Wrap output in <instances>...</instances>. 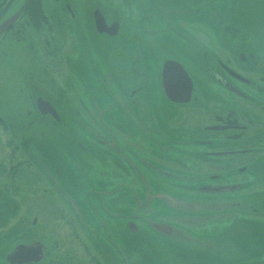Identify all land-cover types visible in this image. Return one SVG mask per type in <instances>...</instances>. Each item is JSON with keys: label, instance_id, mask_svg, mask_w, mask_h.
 Instances as JSON below:
<instances>
[{"label": "rangeland", "instance_id": "obj_1", "mask_svg": "<svg viewBox=\"0 0 264 264\" xmlns=\"http://www.w3.org/2000/svg\"><path fill=\"white\" fill-rule=\"evenodd\" d=\"M10 1L6 3L4 0L0 10L2 6L6 8ZM25 1L16 0L8 13L16 12ZM41 1L46 17L52 18V26H54L52 33L55 35L54 40L59 45L63 44L65 37L70 38L71 33L77 37L86 32L90 34L92 29H94L92 23L93 14L91 13L96 5H99L102 12L104 10L107 20L118 21L121 25L118 37H106L104 35L102 37L100 36L101 33H98L95 37L90 36L94 38L92 44L96 46L94 56L100 64L104 65L105 70L108 69L109 64H114L113 60H116V65H119V71L118 76L115 74L116 77H112L114 90L127 91L143 86L141 99L144 100L146 96L147 99L151 100V102L147 101L146 103L147 111L152 116L156 115L160 118L150 124L153 130L150 132L148 141L145 144H140L139 141H136L134 142L136 149H132V151L142 155L133 156V162L143 167L145 163L142 160H147V173H145L143 183L139 184L137 182L136 186H132L126 181L124 194H127V196L123 195L114 199L96 194V190L89 183L85 193L87 194V201L91 205H95L97 210L87 207L84 210L71 211L77 224L81 226L83 234L79 232L77 227L66 226L68 223L64 222L63 219L68 215L62 211L61 205L57 200L44 191L45 189L41 187L36 192L39 196L35 199L33 197L34 192H31L32 188H27V186H31V183L24 180L23 183L27 185L21 188V194L24 195V203H20V196H13V209L7 211L4 218L0 216V264H7L5 256L15 244L14 240L10 241L12 237L8 234L12 229L16 228H20L24 233L20 235V238L29 235L26 241L41 240L46 246L47 257L55 260L56 264H84L85 261L86 264H92L89 262L88 257L90 254L88 255V253L86 256L84 255V260H81L83 263L80 261L83 250L76 237L74 238V236L79 234L82 235L83 240L87 241L88 252H91L92 256L97 258V260L104 259L103 262L100 261L103 264H108V260H105L107 254L109 255L110 263L196 264L192 249L194 243L197 242L210 245L209 250L214 254L216 264H264V205L262 203V200H264V178H262L263 181L259 185V179L254 180L253 177L248 179L247 185L241 193L228 192V194L226 193V195L224 194V196L219 198L201 193L202 195L196 197L199 200V204L204 205V208L197 211L203 212L202 214H214L213 217L208 218L212 223L216 221L219 226L226 224L222 227H214L212 232L208 229L206 232L195 231L192 226H189V223H182L183 225L170 223L175 228L177 235L170 237L173 242H167L164 240L166 239L165 237L151 228V216L146 215L149 208L155 207L157 209L155 210L156 212H160L162 216L169 217L167 211L165 212L159 205L155 206V202H153L154 193L157 198H160L161 194L153 192L156 191L155 180L157 178H152L151 175L159 177L162 172L178 174L170 164L175 160H187L185 153L180 152L182 145L176 152L177 147L170 145V141L177 136L174 135L171 138L161 137L160 139L163 142H157L158 136L155 135L157 128L167 126L168 131L174 134L171 127L181 124L180 121L189 124L208 121L200 115L194 114L177 116L183 107L165 99L160 85V77L157 76L160 66H162L163 59L165 60L169 56L173 57V59L181 60L193 78L195 86L198 87L202 84V81L207 79V70L215 67L212 64H202L201 59L198 58L200 57L198 50L203 44L200 42L194 45L185 39L183 41L177 40L176 42L175 37L177 32L183 31L186 34H190L191 31L194 32L196 30L205 35L210 34L212 37L211 33L214 32V29L209 22L208 12L212 10L213 2L220 7V9H214L216 13H220L221 17L224 18V16H227L231 0ZM67 4L71 5L74 10V19L66 11ZM236 11L241 21L240 27L246 35V44L244 46L248 52L256 54V60H258V63L262 62L264 67V0H239ZM48 20L51 22L50 19ZM30 24L29 20L24 17L18 24L19 30L16 34H13L12 40L9 39L10 36H7V38L0 41V122L8 129H14L15 127L25 128L29 122L40 123L39 125L44 126L54 125L49 117L38 116L32 110L33 104L36 105L34 101L38 96H44L54 104L62 120L54 126H36L39 134L38 140L42 144L38 150V164L39 167L41 166L42 175L47 177L51 185H49L50 188L52 190L55 189V193L63 198L62 189H57L61 185V175L51 174L48 171L49 167L57 166L59 163H53L51 159L47 158L53 154L52 150H56V153L66 154L67 144L70 140H81L67 136V132L62 125L75 122L79 128L83 129L87 133V143L83 142V145L84 148L87 147L88 160L98 159L99 148L96 147L97 142L103 143L102 141H106L102 145L112 149V147H115L113 145L121 143V140L120 138L115 139L111 131H107L106 136L103 138L98 136L95 131L96 128L88 123L97 122L96 112L99 111L98 107L101 102L107 101L105 97H109L112 106L115 109L120 108L121 111H123V104L126 101L130 103L131 98L126 93L114 94L111 84L102 81L103 91L96 97L99 105L92 94H83V97L87 99L88 116L87 119L85 118L87 123L83 121L87 127L78 119L72 120L71 116L67 114L69 111L68 102L71 97L65 93V85L66 87L69 85L73 86L74 83L65 82L63 73L58 74L56 71L46 70L52 68L46 63L45 52L43 51L45 48L41 44L42 41L29 29ZM42 29L43 34L48 35V26L42 25ZM165 33L172 37L171 40L167 41L163 37ZM21 34L23 35L21 36ZM204 41L208 43L209 39ZM230 43L231 49L229 48V42H227V48L232 53L230 54L228 51L225 53L232 59L236 55V48L235 42L231 41ZM68 44H70V41H68ZM186 47H194L189 49V53L191 55L193 53L198 58L197 61L190 60L187 62L184 60L181 49ZM99 48L104 49L106 52L107 55L104 58L100 57L101 51H99ZM247 48L252 49L249 50ZM115 49H118V52H120L119 49H122L121 55L117 54ZM75 51L80 58L78 64L80 67L75 68L71 65V74L72 77L78 76L81 79L80 74H85L83 66L87 64L86 60L90 58L89 50L87 45L86 48L80 45V48L76 46ZM144 56L146 61H144ZM100 58L103 63H101ZM133 60L135 61L132 62ZM233 61L237 69H245L236 59H233ZM55 68H61L59 72H63L64 69L60 66ZM110 70L113 71V69ZM109 74L111 73L109 72ZM132 81L135 87L131 86ZM75 90H83V87L76 84ZM155 105H161L160 110L155 108ZM194 106L195 103H190L185 107L192 110ZM89 108L91 109L89 110ZM28 111L32 112V114L30 115ZM258 113H260L259 110ZM107 116L108 113H106L105 122H108ZM115 120L121 122L119 119ZM159 122L164 124V126ZM8 138L9 136L5 137L0 129V153L1 158L5 159V161H7L10 154V149L9 147L6 148L5 144ZM97 146L99 145L97 144ZM140 146H142V149ZM180 154H183V156ZM193 166L190 167L192 170L200 169L195 164ZM260 169L264 171V162L261 163ZM158 172L160 174H155ZM28 177L30 178V176ZM91 179L93 180L90 175L88 180L92 181ZM140 179L142 180L141 177ZM5 185L9 186V183H6L3 177H0V191ZM164 186L167 188L171 187L170 184ZM187 193V191H183L181 194L185 202L191 200V198L187 197ZM47 199L52 200L54 204H51L50 201L48 203ZM161 200L160 202L168 206L171 205L169 199L161 198ZM106 207L112 211L110 216ZM184 212H186L185 209ZM132 216L134 218L136 216L140 217V220H134L138 226L137 232L130 228L131 223H129V220L132 219ZM183 217L188 216L184 214ZM27 219L30 220L29 226H26ZM32 219L37 220L36 226L31 225ZM96 219L97 223H95ZM82 220H86V222ZM99 221H103L104 226ZM206 224L209 223L204 225ZM96 226H99L100 229L103 228L104 235L100 239L99 244H92L90 236H95ZM198 235H206V237L203 240L197 237ZM15 238H19V236L16 235ZM100 262L96 264H101ZM40 264H43V262ZM198 264L201 263L198 261Z\"/></svg>", "mask_w": 264, "mask_h": 264}, {"label": "flooded vegetation", "instance_id": "obj_2", "mask_svg": "<svg viewBox=\"0 0 264 264\" xmlns=\"http://www.w3.org/2000/svg\"><path fill=\"white\" fill-rule=\"evenodd\" d=\"M7 1L10 0H5L6 3ZM29 1L30 0H26L16 12L11 14L8 13V9V11L6 10L7 7L5 8L2 6L0 10V29L4 23L14 17L23 6L26 7ZM238 2L239 0H231L227 16H224V18L221 17L220 13H216L214 9H220V7L213 2L212 10L208 12L209 22L214 29V32L211 33L213 35L212 37L210 34L205 35L198 30L194 32L191 31L190 34H186L183 31L177 32L175 37L176 42L177 40L183 41L184 39L194 45L201 42L203 46L201 45L198 50L200 52V57L198 58L201 59V63L204 65L212 64L215 66L214 68L207 70V79L202 81V84L198 87L195 86L193 78L188 73L194 86L190 102L181 104L168 99L162 84V68L164 62L168 59L177 61L187 71L185 64L181 60L173 59L171 56L165 58V60L163 59L162 66H160L159 74L157 75L160 77V85L163 89L162 93L164 94L165 99L173 104L183 107V109L178 112L177 116L194 114L200 115L205 120H208L196 124H189L180 121L181 124L171 127L172 133L174 134H171L168 131L167 126L164 128H157L155 133V135L158 136L157 142L159 143L163 142L160 139L161 137L171 138L174 135L177 136L175 137L176 139L174 138L170 141V145H175L177 147L175 152L182 145L180 152L185 153V157L187 158L186 161L175 160L170 164L175 168L174 170H176L178 174L174 175L170 172H162L159 177L151 175L152 178H157L155 180L156 191L153 192H159L161 194L160 198H157L154 196V193L153 202H155V206L159 205L160 208L165 210V212L167 211L169 217L162 216L160 212H156L155 210L157 209L155 207L149 208L148 214L146 215L151 216V228L165 237L166 239H162L167 242H173L170 237L177 235L175 228L170 223H189V226H192V228L198 232H206L207 229L212 232L214 227H222L226 225L223 224L222 226H219L216 224V221L213 223L210 222V219L208 218L213 217L214 214H202L203 212L197 211L204 208L203 204H199V200L196 198L197 196L204 194L219 198L224 196V194L226 195V193L228 194V192L241 193L247 185L248 179H251L252 177L254 180L259 179V185V183L263 181L262 178H264V171H261L260 169L261 163L264 162V67L262 62L258 63V60H256V54L248 52L244 46V44H246V35L240 27L241 21L236 11ZM1 5L2 3L0 6ZM10 8H12V6ZM97 10L102 11L99 5H96L91 13L93 14L92 23L94 29H92L90 34L86 32L85 34H80V37H77L75 34L71 33L70 38L65 37L63 39L62 45H59V43L54 40L55 35L52 33V31H54L52 18H47L44 13L47 22L44 24L42 23V25L48 26V35H44L43 29L41 30V28L34 29V25L30 22L29 18H26L31 23L29 29L38 37V39H40V41H42L41 44L45 48L43 51L45 52L46 63L52 68L46 70L56 71L58 74L63 73L65 82L74 83L73 86L69 85L66 87L65 85V93L71 97L68 102L69 111L67 114L71 116L72 120L78 119L85 125V127H87L83 122L85 121L87 123L85 118L87 119L88 116L87 99L83 97V94H92L94 100L99 105L96 97H98L99 94H101V91H103L101 86L102 81L111 84L110 86L113 88L114 94L126 93L129 95L131 98L130 103L126 101V103L123 104V111H121L120 108L115 109L110 103L111 99L105 97L107 101H104V103L102 101L98 107L99 111L96 112L97 122L88 123L96 128L95 131L98 136L103 138L106 136L107 131H111L115 139L120 138L121 143L113 145L115 147H112L111 149L106 145H102L106 141H102L103 143L100 141V143L97 142L96 147L99 148V154L97 155L98 159L88 160L87 147L84 148L83 145V142L87 143V133L79 128L75 122L63 124L62 127H64V130L67 132V136L79 138L81 141L70 140L67 144L68 149L66 154L63 155L60 152L56 153V150H52L53 154L47 158L51 159L53 163H59L57 166L49 167L48 171L51 174L61 175V185L57 188L62 189L63 191V198H61L59 194L55 193V189L52 190L50 188L51 185L47 177L42 175V170L40 169L41 166L39 167L38 164V150L42 144L40 143L41 141L38 140L39 134L36 130V126L41 127L44 125L29 122L25 128L19 127V129L15 127L14 129H8L0 122L1 133L5 137L9 136V138L6 139L5 144L6 148L9 147L10 149L7 161L1 158L0 153V177H3L6 183H9V186L5 185L0 191V213H2L0 216L3 218L6 216L5 213L7 211L13 209V196H20V203H24V195L21 194V188L27 186L23 183L24 180H27L31 183V186H27V188H32L31 192H34L33 197L35 199L39 196L36 192L41 187L45 189L44 191L57 200L61 205L62 211L68 215L63 219L64 222L68 223L66 226L77 227L79 232L83 234L81 226L77 224L71 211L84 210L87 207L97 210L95 205H91L87 201V194L85 193L87 192L89 183L96 190V194L114 199L123 195L125 197L127 196V194H124L126 181L132 186H136L137 182L139 184L144 182L148 166V164H146L147 160H142L145 163L143 167L133 162V156L142 155L132 151V149H136L134 142L139 141L140 144H145L148 141L150 132L153 130L150 124L158 121V118L160 117L156 115L152 116L149 114V111H147L146 103L147 101L151 102V100L147 99L146 96L144 97L145 101L141 99L143 86L127 91L114 90V81L112 77L115 78V74L118 76L119 71V65H116V60H113L115 65L109 64L108 69L105 70L104 65L100 64L95 58L94 53L96 46L92 43L94 42L93 37L99 33L95 27L94 21V13ZM66 11L71 18H75V13L71 5H66ZM23 15L24 14L22 13L19 19H17L9 28L2 30L0 33V41L7 38V36H10L9 39L12 40L13 34H16L19 30L18 24L24 19ZM48 19H50L51 22H49ZM22 35L23 34H21V36ZM91 35L93 37H90ZM103 35L104 34H101L100 36L103 37ZM119 35L120 30L115 37H118ZM201 35H203V37H201ZM104 36L109 37L108 35ZM163 37L167 41L172 38L167 33H165ZM164 38L163 40L165 41ZM207 39H209L208 43L204 41ZM68 41H70V44H68ZM231 41L235 42L236 48V55H234L232 59L225 53L226 51L230 54L232 53L231 50L227 48V42H229V48L231 49ZM67 45L69 46L67 47ZM80 45H83L84 48H86L87 45L90 57L86 60L87 64L83 66L85 74H80L81 79H79L78 76L72 77L70 67L71 65L75 68L80 67L78 66L80 58L75 51L76 46H79L80 48ZM193 48L186 47L181 49L185 61L189 62L190 60H198L193 53L192 55L189 53V49ZM247 49L251 50L252 48ZM107 50L109 49L107 48ZM121 50L122 49H119L120 52H118V49H115L117 54L119 53L120 55ZM99 51H101V58H104L107 55L104 49L99 48ZM233 59H236L241 65H243L245 68L243 69L244 71L240 68L237 69ZM134 61L135 60L132 62ZM144 61H146L145 56ZM101 63H103L102 60ZM57 66L64 68L63 72H59L61 68H55ZM110 69H113L114 72ZM109 72L111 74H109ZM76 84L81 85L83 90L76 91ZM131 86L135 87L133 81ZM113 92L111 93L113 94ZM39 98L49 102L54 107V104L44 96H38L34 101L36 105L33 104V112L38 116L49 117L54 125L60 123L62 117L55 107L54 108L59 115V120H56V118L50 114H41L38 107ZM190 103H195L192 110L185 107ZM160 106L161 105H155L154 107L160 110ZM90 109L91 108H89V110ZM258 110L260 113H258ZM28 113L30 115L32 114L30 111H28ZM106 113H108V122L104 121ZM115 119H119L121 122H118ZM159 123L161 124V122ZM161 125L164 126V124ZM97 144L99 146H97ZM140 148L142 149V146H140ZM180 155L183 156V154ZM194 164L200 169L192 170L190 167H194ZM155 174H160V172ZM90 175L93 178V180L91 179L92 181L88 180ZM28 176H30V178ZM15 180H17V182H15ZM167 184H170L171 187L167 188L164 186ZM183 191L188 192L186 195L191 198V200H187V202L183 200L181 196ZM161 198L169 199L171 205L168 206L163 202H160L162 201ZM47 201L48 203L50 201L51 204H54L50 199H47ZM105 203L108 204L106 201ZM262 203L264 205V200H262ZM183 208L186 212H184ZM106 210L110 216L112 211L108 207H106ZM184 214H187L188 217H183ZM230 217L232 216L230 215ZM36 219H32L31 225L36 226ZM132 219L129 220V223H131L130 228L134 232H137L138 226L134 220L136 219V221H138L140 220V217L136 216L134 218V216H132ZM29 222L30 220L27 219L26 226H29ZM83 222H86V220ZM95 223H97V219ZM99 223L104 226L103 221H99ZM205 223L209 224L204 225ZM98 232H100V234H98ZM103 232V228L100 229L99 226H96L95 236H90L91 243L99 244L100 239L103 238ZM22 234L24 233L20 228L12 229L8 234L12 237L10 241L14 240L15 244L12 246L11 251L5 256L6 260L18 246L42 244L45 247L44 258L38 262L32 261L24 264H40L42 262L43 264H56L55 260L51 257H47L46 246L41 240L36 239L26 241L29 235L20 238V235ZM81 234L74 236L83 250L80 261H83L84 255L86 256L88 253V255L90 254L88 257L90 263L96 264L100 261L103 262L104 259L97 260V258L92 256L91 252H88L89 246L87 241L83 240ZM16 235L19 236V238H15ZM105 237H107V235H105ZM197 237L204 240L206 235H198ZM209 248V244L199 242L194 243L192 250L196 264H198V261L201 264H216L214 254H212ZM105 260H108V264H119V262L110 263L108 254L105 256ZM82 261L81 263H83ZM7 264L10 263L7 261ZM84 264H86V261Z\"/></svg>", "mask_w": 264, "mask_h": 264}, {"label": "water", "instance_id": "obj_3", "mask_svg": "<svg viewBox=\"0 0 264 264\" xmlns=\"http://www.w3.org/2000/svg\"><path fill=\"white\" fill-rule=\"evenodd\" d=\"M1 1L2 0H0V2ZM14 1L15 0H12L10 5ZM23 9L24 7L21 8L12 19L3 24L0 33L2 30L9 28L20 17ZM94 21L97 31L101 34L115 37L119 33V22L116 21L111 25H108L106 18L101 11L97 10L94 13ZM162 77L163 88L168 99L181 104L190 102L194 88L193 81L188 72L179 62L169 59L166 60L162 68ZM38 107L42 114H51L59 120V115L50 103L40 99L38 101ZM44 256V246L42 244H32L30 246H18L15 251L8 256L7 260L10 264H24L32 261H41Z\"/></svg>", "mask_w": 264, "mask_h": 264}, {"label": "trees", "instance_id": "obj_4", "mask_svg": "<svg viewBox=\"0 0 264 264\" xmlns=\"http://www.w3.org/2000/svg\"><path fill=\"white\" fill-rule=\"evenodd\" d=\"M23 17L29 18L30 22L34 25V29H40L42 23L47 22V18L44 15L42 1L30 0L26 5Z\"/></svg>", "mask_w": 264, "mask_h": 264}]
</instances>
